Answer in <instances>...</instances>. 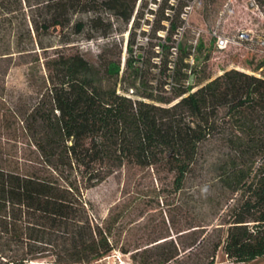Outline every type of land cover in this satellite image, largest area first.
<instances>
[{
    "label": "trees",
    "instance_id": "trees-1",
    "mask_svg": "<svg viewBox=\"0 0 264 264\" xmlns=\"http://www.w3.org/2000/svg\"><path fill=\"white\" fill-rule=\"evenodd\" d=\"M135 2L41 0L29 19L0 13V264H91L107 254L114 244L86 191L127 165L171 173L175 190L201 184L210 204L189 241L141 264L179 263L182 246L191 264H214L219 248L235 262L264 257V74L230 68L168 105L119 92L120 58L96 63L63 30L107 37L113 23L98 4L128 21ZM17 9L22 0L0 2ZM52 33L60 45L45 43ZM36 47L44 72L29 65L28 89L9 88L8 69ZM256 61L247 68L264 64Z\"/></svg>",
    "mask_w": 264,
    "mask_h": 264
},
{
    "label": "rangeland",
    "instance_id": "rangeland-1",
    "mask_svg": "<svg viewBox=\"0 0 264 264\" xmlns=\"http://www.w3.org/2000/svg\"><path fill=\"white\" fill-rule=\"evenodd\" d=\"M1 1L15 4L17 0ZM28 1L33 4L32 8ZM38 1L41 0H22V10H0V13L18 18L26 15L29 19L39 13L34 6ZM250 1L136 0L128 21L98 4L97 12L104 22L113 23L107 37L96 32L93 39H86L85 33L74 34L71 28H65L63 34L75 37L85 55L96 63L120 58L121 69L117 80L114 79L119 92L168 105L187 94L190 86L193 90L227 69L257 64L251 55L242 57L233 49L213 52L215 33L231 34L239 27L253 26L264 34V0H256L262 11L259 13L253 12ZM55 37L59 36L46 35L44 41L58 44L60 41ZM33 51L37 52L28 56L27 63L8 69L5 83L9 88L28 89L29 65L44 72L42 48L36 47ZM51 53L52 49L47 52ZM37 55L40 61H31ZM5 141L7 136H0V142ZM207 168L208 164L204 175H211ZM207 192L201 184L194 186L192 182L175 190L172 174L164 170L156 172L153 167L127 165L118 169L86 191L114 244L112 250L91 264H119L121 261L141 264L142 260L155 259L159 251H171L173 241L186 243L190 239L189 226L211 218ZM160 243L165 246L158 247ZM179 250L181 262L172 260L166 264L192 263L194 258L188 259V248L182 246ZM214 264H264V257L247 263L235 262L219 248Z\"/></svg>",
    "mask_w": 264,
    "mask_h": 264
},
{
    "label": "built area",
    "instance_id": "built-area-1",
    "mask_svg": "<svg viewBox=\"0 0 264 264\" xmlns=\"http://www.w3.org/2000/svg\"><path fill=\"white\" fill-rule=\"evenodd\" d=\"M250 5L254 13L262 12L260 4L256 0H251ZM214 44L218 52H226L233 49V51L240 53L242 56L252 54L256 60L264 61V34L259 33L253 26L239 27L231 34L215 33ZM237 68L257 75L264 74V64L255 70L241 66H237ZM125 263L126 261H121L119 264Z\"/></svg>",
    "mask_w": 264,
    "mask_h": 264
},
{
    "label": "water",
    "instance_id": "water-1",
    "mask_svg": "<svg viewBox=\"0 0 264 264\" xmlns=\"http://www.w3.org/2000/svg\"><path fill=\"white\" fill-rule=\"evenodd\" d=\"M190 82H191V83L193 82V74H192L191 77H190ZM193 90H195V89H193Z\"/></svg>",
    "mask_w": 264,
    "mask_h": 264
},
{
    "label": "crops",
    "instance_id": "crops-1",
    "mask_svg": "<svg viewBox=\"0 0 264 264\" xmlns=\"http://www.w3.org/2000/svg\"><path fill=\"white\" fill-rule=\"evenodd\" d=\"M259 258H263V257H259ZM256 259H258V258H256ZM255 260V259H254ZM243 263H247V262H243Z\"/></svg>",
    "mask_w": 264,
    "mask_h": 264
}]
</instances>
